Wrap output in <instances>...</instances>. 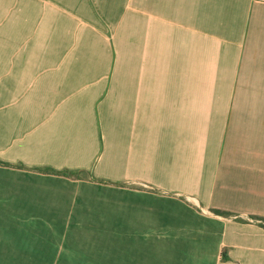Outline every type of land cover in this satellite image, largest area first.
<instances>
[{
	"label": "crops",
	"instance_id": "crops-1",
	"mask_svg": "<svg viewBox=\"0 0 264 264\" xmlns=\"http://www.w3.org/2000/svg\"><path fill=\"white\" fill-rule=\"evenodd\" d=\"M0 161V264H264V0H0Z\"/></svg>",
	"mask_w": 264,
	"mask_h": 264
},
{
	"label": "trees",
	"instance_id": "trees-1",
	"mask_svg": "<svg viewBox=\"0 0 264 264\" xmlns=\"http://www.w3.org/2000/svg\"><path fill=\"white\" fill-rule=\"evenodd\" d=\"M1 162V161H0ZM70 175H76V172H68ZM214 212L216 214H220V215H228L227 212H224V211H219V210H214ZM264 220V219H263Z\"/></svg>",
	"mask_w": 264,
	"mask_h": 264
},
{
	"label": "built area",
	"instance_id": "built-area-1",
	"mask_svg": "<svg viewBox=\"0 0 264 264\" xmlns=\"http://www.w3.org/2000/svg\"><path fill=\"white\" fill-rule=\"evenodd\" d=\"M185 199H186L188 202H193V203L196 202V199H194V197H191V196H185Z\"/></svg>",
	"mask_w": 264,
	"mask_h": 264
}]
</instances>
